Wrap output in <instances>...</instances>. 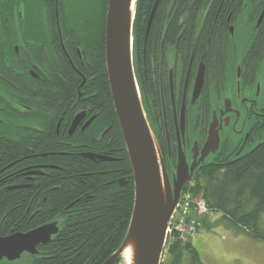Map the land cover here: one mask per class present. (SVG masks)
I'll use <instances>...</instances> for the list:
<instances>
[{
  "label": "flooded vegetation",
  "instance_id": "af4514ba",
  "mask_svg": "<svg viewBox=\"0 0 264 264\" xmlns=\"http://www.w3.org/2000/svg\"><path fill=\"white\" fill-rule=\"evenodd\" d=\"M53 1L54 16L43 25L40 41L30 39L26 1L20 4L10 0L7 7H0V111L25 109L33 120L47 122V102L38 100L28 105L31 78L43 76L51 83L60 77L61 67L67 66L74 77L70 101L52 105L60 109L54 120L50 119L56 122V133L50 136L52 146L41 140L39 150L32 147L25 156L22 168L6 176L11 178L7 185L10 191L28 190L23 193L22 207L23 218L29 219L48 212L51 188L47 186L53 180L48 179L63 170L55 156L78 154L98 161L95 163L123 159L109 129L105 131L109 127L98 135L89 133L101 111L105 114V103L91 102L86 95L84 102L75 101L87 92H82L88 81L86 66L88 75L93 74L88 54L99 58L101 42L93 41V53L87 41L66 40L61 30V24L66 23L63 7L59 0ZM163 12L160 41H149L156 17L155 13L148 31L151 11L143 41L134 38L133 60L142 104L169 171L176 169L179 144L191 164L195 151L200 158L212 130L217 132L219 144L215 155L210 153L205 161L220 171L264 150V0H167ZM80 114L82 118L70 133L73 120ZM17 163L3 168L0 174ZM70 205L66 212L71 211Z\"/></svg>",
  "mask_w": 264,
  "mask_h": 264
},
{
  "label": "trees",
  "instance_id": "16d2710c",
  "mask_svg": "<svg viewBox=\"0 0 264 264\" xmlns=\"http://www.w3.org/2000/svg\"><path fill=\"white\" fill-rule=\"evenodd\" d=\"M9 1L0 0V7H7ZM21 1H26L29 9L30 39L40 41L43 25L47 26L54 16V1L19 0L20 4ZM59 1L66 19V23L61 24L66 40L75 38L85 44L87 41V46L93 53V41L101 42L99 58L88 54L93 74L88 75L90 72L86 66L88 81L82 87V92H87L75 101L84 102L86 95L90 97L91 102L105 103V114L101 111L97 120L90 125L89 133L98 135L105 126L109 127L108 134L123 159L118 163H95L98 161L88 160L78 154L55 156L54 160L63 170L55 171L48 179H53L47 186L48 189L51 188L47 198L48 212L31 219L28 216L23 218V193L28 190L10 191L7 185L11 184V178L6 176L22 168L25 156L30 153L32 147H36L35 150L38 151L37 146L41 140H46L47 147L52 146L50 136L56 133V122L53 120L60 110L52 105L70 101L74 83L68 66L61 67L60 77H54L51 83L43 76L39 79L31 78L28 105L38 100L47 102L49 120H33L25 109L0 111V171L18 161L0 174V237L15 232H27L52 219H61L59 233L50 243L40 246V256L27 264H104L122 244L134 204L133 171L110 96L105 65L106 13L109 0ZM166 1L162 0L159 4L149 41H160L162 37L163 26L160 21ZM154 2L155 0H137L133 26L134 38L137 41H143L145 37V23ZM47 30L51 31V26ZM168 36L166 33V40ZM80 83L79 76L77 84ZM19 103L27 104L24 101ZM52 118L53 120H50ZM81 134L83 133H79ZM212 164L210 162L200 167L194 175L193 185L187 183L184 191L202 193L209 210L220 211L234 229L264 242V226L261 223L264 214V150L257 151L250 159L227 166L224 171ZM113 168L119 171L109 172ZM103 170L105 173L101 172ZM6 179L9 180L8 183ZM120 180L128 182L121 184ZM68 205L71 211L66 212ZM203 222L205 226L211 227L207 219ZM168 245V264H201L197 248L192 243L182 244L177 232L169 235ZM120 262L121 258H117L111 264Z\"/></svg>",
  "mask_w": 264,
  "mask_h": 264
},
{
  "label": "water",
  "instance_id": "95a60500",
  "mask_svg": "<svg viewBox=\"0 0 264 264\" xmlns=\"http://www.w3.org/2000/svg\"><path fill=\"white\" fill-rule=\"evenodd\" d=\"M136 3L137 0H109L106 14V69L114 110L133 170L134 204L124 240L104 264H111L117 258L125 260L126 264L162 263L168 230L181 192L196 171L209 163L206 158L210 153L215 155L219 144L217 132L210 131L200 158H197L199 152L195 151L191 164L179 144L176 169L169 171L144 110L135 76L132 41ZM159 3L160 0H155L148 31ZM81 118V114L75 117L70 133ZM121 183L125 182L122 180ZM60 223V220H53L28 232L1 236L0 264L16 262L26 253L33 260L39 257L38 247L54 239L61 229ZM127 250H130L131 262H128Z\"/></svg>",
  "mask_w": 264,
  "mask_h": 264
},
{
  "label": "rangeland",
  "instance_id": "374dc122",
  "mask_svg": "<svg viewBox=\"0 0 264 264\" xmlns=\"http://www.w3.org/2000/svg\"><path fill=\"white\" fill-rule=\"evenodd\" d=\"M193 193L191 198L192 202L197 204V209L188 208L182 202L175 216L177 218L175 226L180 231L179 240L182 244L194 242L200 254L201 264H264V242L234 229L227 219L223 218L220 211H208L207 205L203 202L202 193ZM201 201L205 206L200 203ZM205 219L208 220L210 228L204 225ZM261 223L264 226V214ZM192 231H195L193 236ZM166 251L167 247L161 264L169 262V254ZM32 261L33 258L26 253L16 262L2 264H26ZM119 264H126V262L124 260Z\"/></svg>",
  "mask_w": 264,
  "mask_h": 264
},
{
  "label": "bare ground",
  "instance_id": "6f19581e",
  "mask_svg": "<svg viewBox=\"0 0 264 264\" xmlns=\"http://www.w3.org/2000/svg\"><path fill=\"white\" fill-rule=\"evenodd\" d=\"M156 11H157V9H156ZM156 11H155V13H156ZM202 204H203V203H202ZM204 204L207 205L206 202H204ZM204 204H203V205H204ZM205 205H204V206H205ZM207 208H208V207H207ZM208 211H212V210H209V209H208ZM126 254H127L128 262H131V253H130V250H127V251H126Z\"/></svg>",
  "mask_w": 264,
  "mask_h": 264
},
{
  "label": "built area",
  "instance_id": "2783aa9c",
  "mask_svg": "<svg viewBox=\"0 0 264 264\" xmlns=\"http://www.w3.org/2000/svg\"><path fill=\"white\" fill-rule=\"evenodd\" d=\"M192 228H193V227H192ZM194 232H195V231H192V233H191V234H194Z\"/></svg>",
  "mask_w": 264,
  "mask_h": 264
}]
</instances>
